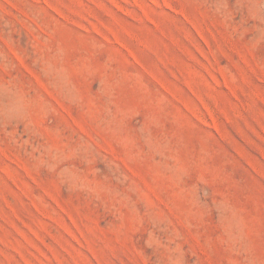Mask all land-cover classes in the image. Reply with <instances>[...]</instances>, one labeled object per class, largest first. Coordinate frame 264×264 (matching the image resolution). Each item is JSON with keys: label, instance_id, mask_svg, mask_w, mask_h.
<instances>
[{"label": "rangeland", "instance_id": "1", "mask_svg": "<svg viewBox=\"0 0 264 264\" xmlns=\"http://www.w3.org/2000/svg\"><path fill=\"white\" fill-rule=\"evenodd\" d=\"M0 264H264V0H0Z\"/></svg>", "mask_w": 264, "mask_h": 264}]
</instances>
